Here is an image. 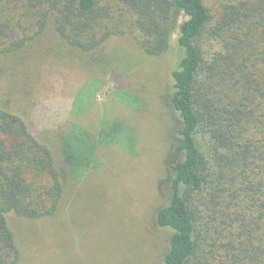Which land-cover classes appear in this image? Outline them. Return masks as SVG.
Returning a JSON list of instances; mask_svg holds the SVG:
<instances>
[{
  "label": "trees",
  "instance_id": "16d2710c",
  "mask_svg": "<svg viewBox=\"0 0 264 264\" xmlns=\"http://www.w3.org/2000/svg\"><path fill=\"white\" fill-rule=\"evenodd\" d=\"M175 33L182 52L169 102L179 125L156 212L168 230L161 264H264V0H0V68L19 80L44 40L64 59L117 67L113 55L97 56L111 37L159 57ZM118 93L139 109L132 92ZM55 121L32 128L0 97V264L49 256L41 238L66 221L67 182L104 167L100 145L130 149L100 140L102 131L55 132ZM44 129L60 146L38 136ZM116 166L108 176L120 185Z\"/></svg>",
  "mask_w": 264,
  "mask_h": 264
},
{
  "label": "rangeland",
  "instance_id": "374dc122",
  "mask_svg": "<svg viewBox=\"0 0 264 264\" xmlns=\"http://www.w3.org/2000/svg\"><path fill=\"white\" fill-rule=\"evenodd\" d=\"M113 9L121 10L118 4ZM125 36L111 37L97 51L101 52L98 57L102 52L107 57L113 55L117 67L64 59L53 54L52 45L44 40L30 48L31 56L26 54L19 80H10L0 68V97L6 98L32 128H42L56 119L55 132L102 131L100 140L130 147L124 152L117 145H100L97 156L104 167L90 169L82 179L67 182L61 211L66 221L48 227L56 234L43 236L47 240L41 238V245L51 250L50 255L39 258L33 254L31 264L163 261L168 230L156 225V212L168 196L160 192V184L166 172L165 159L176 144L179 123L169 94L171 71L182 51L177 33L172 36L170 49L159 57L142 53ZM122 90L137 97L139 109L120 99L118 91ZM51 112L54 119L47 120ZM117 117L128 125L117 124ZM49 130L38 136L60 146L55 132ZM134 146L135 150L131 149ZM55 150L57 154L59 148ZM115 164L122 169L118 171L122 173L120 185L113 184L108 176ZM162 187L166 189L165 184ZM65 228L68 236H60Z\"/></svg>",
  "mask_w": 264,
  "mask_h": 264
}]
</instances>
